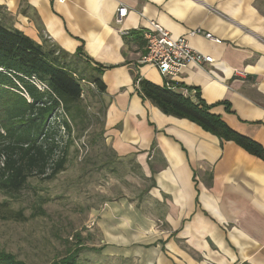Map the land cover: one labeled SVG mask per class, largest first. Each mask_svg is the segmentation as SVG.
Returning <instances> with one entry per match:
<instances>
[{
    "label": "crops",
    "instance_id": "obj_1",
    "mask_svg": "<svg viewBox=\"0 0 264 264\" xmlns=\"http://www.w3.org/2000/svg\"><path fill=\"white\" fill-rule=\"evenodd\" d=\"M120 6L127 15L116 25ZM150 21L213 59L187 64L172 90L264 149V0H0L5 28L80 49L103 70V136L146 186L135 201L102 208L101 252L124 264H264V161L138 95L135 77L164 84L141 63Z\"/></svg>",
    "mask_w": 264,
    "mask_h": 264
},
{
    "label": "trees",
    "instance_id": "obj_2",
    "mask_svg": "<svg viewBox=\"0 0 264 264\" xmlns=\"http://www.w3.org/2000/svg\"><path fill=\"white\" fill-rule=\"evenodd\" d=\"M102 71L82 59L80 49L71 55L48 41L38 44L0 23V193L16 194L29 178L51 181L64 170L68 145L56 141L59 127L69 135L67 120L75 122L85 115L82 101L86 87L98 95L105 93ZM134 86L143 100L163 114L187 119L220 141L233 142L264 161L259 144L232 131L202 101L193 103L171 86H156L136 77ZM59 114L65 118L52 122ZM101 115L103 136V109ZM16 217L24 219L20 212ZM80 251L81 247L51 264H80ZM0 264L25 263L0 251Z\"/></svg>",
    "mask_w": 264,
    "mask_h": 264
},
{
    "label": "rangeland",
    "instance_id": "obj_3",
    "mask_svg": "<svg viewBox=\"0 0 264 264\" xmlns=\"http://www.w3.org/2000/svg\"><path fill=\"white\" fill-rule=\"evenodd\" d=\"M84 90L85 115L67 120L69 135L59 127L56 141L68 145L64 170L51 181L29 178L16 194L0 193V251L25 264H51L80 247V264H124L101 252L99 214L118 201H135L146 183L132 159L114 155L101 135L99 95ZM62 118L56 115L52 122Z\"/></svg>",
    "mask_w": 264,
    "mask_h": 264
},
{
    "label": "built area",
    "instance_id": "obj_4",
    "mask_svg": "<svg viewBox=\"0 0 264 264\" xmlns=\"http://www.w3.org/2000/svg\"><path fill=\"white\" fill-rule=\"evenodd\" d=\"M57 1L64 2V0ZM126 15L127 8L120 6L116 11L114 23L116 25L121 24ZM142 34L146 43V55L141 63L156 68L167 87L171 86L172 80L178 77L187 64L202 67L213 62L211 57L192 50L186 39L175 40L171 38L169 32L154 21L149 22L148 29ZM205 38L214 43H219V40L211 34H205Z\"/></svg>",
    "mask_w": 264,
    "mask_h": 264
}]
</instances>
